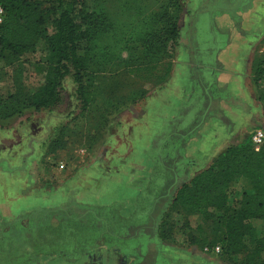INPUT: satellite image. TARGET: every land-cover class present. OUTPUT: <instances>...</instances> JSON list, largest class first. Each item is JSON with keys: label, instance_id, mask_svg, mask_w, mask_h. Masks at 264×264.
I'll return each instance as SVG.
<instances>
[{"label": "rangeland", "instance_id": "374dc122", "mask_svg": "<svg viewBox=\"0 0 264 264\" xmlns=\"http://www.w3.org/2000/svg\"><path fill=\"white\" fill-rule=\"evenodd\" d=\"M192 1L182 0L184 9L179 20V30L183 32L182 34H185V26L187 24L184 20V11L187 8V3L191 6ZM210 2L212 1L203 0V5L208 7ZM121 4L123 3L118 4V1H109L108 7L113 12L118 10L120 18L123 15L122 20L127 23V25H124L125 29L131 25V21L135 18L136 22L133 23L134 37L137 34L139 35L142 30L141 23L139 25V20L141 22V19L135 16L134 10L139 9L142 4V8L148 6L149 10L150 8L155 10L160 6L161 0H145L143 3L136 1L130 6L128 12L121 9L124 8ZM220 9H215V12H219ZM202 11L204 10L202 9ZM194 13L195 11L192 12V14ZM203 20L207 21L205 23L207 26H211V17H206ZM218 33L216 35H219V39L216 40H218V44H221L224 33ZM203 37H205V34ZM203 37L196 43L207 47L209 44L202 41L205 39ZM179 42L186 43L188 39L183 36V39L180 37L178 42L172 43L169 52L173 58L181 56L182 47H180ZM252 55L255 58L254 66H256L257 63L264 59V44H260ZM39 56L40 49L34 54L21 56L14 64H8V61L0 58L1 96L6 98L8 94L21 85L31 92L42 85L45 72L40 69L38 64ZM126 56V52H124L123 57ZM102 77L101 84L103 83L105 86L113 85V87L116 85L117 93H126L133 88L139 87L137 79H135L136 83H133L130 78H124L123 76L119 78L112 72L105 73ZM206 77L211 79L212 75L206 74ZM262 81L263 79L250 88L246 86L247 93L244 98L238 96L234 100L230 98L238 109V116L244 118V115L248 113L244 118V122L241 121L242 126L234 131L233 119L231 117H223L220 114V118L222 117L221 119L225 123V129H221L219 127L220 122L215 120L212 124L213 128L204 131L205 137L202 138V141L199 143L197 141L193 142L192 146L195 147L193 152L191 151V157L185 156L183 144L189 139H199L202 136L201 128L191 130V133H188L190 129L195 127L194 119L196 117H199L198 122L201 121V124L206 121V115L201 118L202 112H200V109L206 106L209 107L208 116L215 114L220 109V101H213L209 98L208 100L205 99L206 101L202 99L204 95L200 90L203 89L204 91V88L195 89L196 97L193 96L192 99L187 101L185 108H183L184 110H182L183 113L178 115L176 120H172L171 123L166 122L164 119V112L168 104L165 106L164 103L163 85H146L149 88L147 94L151 95L150 99L141 101L135 106L148 110V114L143 117L140 115L139 119H134L131 116L130 109L120 112L123 107L119 110L112 109L111 111L104 108L99 110L98 108H91L84 111L83 103L77 97V86L70 78H67L64 82L61 100L54 109L36 111L34 108H25L21 115L17 113L11 114L9 108L0 111V174H3L0 176V206L9 205L12 212L17 215L16 217H11L14 218L11 220V224L17 221H29L28 218H32L29 221V227H31L30 225L38 227L34 233L37 237L32 239L31 236L28 244L25 241L22 242V244H26H24L23 248L19 250L18 247L9 246L6 243L2 247L6 246L8 249L4 251L1 248L2 252L14 251L15 254L21 252L20 255H22L26 251L37 250L38 255L33 253L31 259L33 261L38 259V262H31L30 259L27 262L17 261L13 264H72L78 262L81 264H124L127 259L123 257L119 249H116V246H123L122 248L125 252H128V248L134 250L135 248L133 247L137 244L129 243V241H136L139 238L145 242V239L149 238L148 235L130 236V239L126 241L130 246H124L123 244L126 242L119 244L117 242L120 241L118 238H112L113 241L102 240L93 246L91 245L93 243H89L83 255V252L79 250L81 246L79 244L73 246L77 247L74 250L55 249L52 245L47 247L46 245L48 244L45 242L44 237L49 232H53L52 227L57 225L56 223L48 225L47 221H51V218L55 217L66 222L65 218L71 215H78L93 205L104 208L103 213L112 212L115 208L118 210L117 214L119 216L130 219L136 218L137 220L140 214L143 213L142 208L147 207L145 201H139V197L143 192L140 193V191L144 190V188L138 187L141 186L140 182L148 180V182L144 183V186H150V198L155 199V197H158L164 191L165 178L169 177L167 172H176L175 166L177 162H172L171 158L177 157V151H180V155L183 157V161H180V163L184 165V169L182 168L181 171L184 176L172 189L171 200L172 197L176 196L177 188H180L183 182L208 167L212 163L213 158L215 160L222 150L230 145L236 147L247 146L252 132L256 129L264 128V102L260 99ZM140 85L144 87V84L140 83ZM177 85V82L176 85L173 84V86ZM96 87H100V80L95 83ZM217 93V98H222L223 92L220 90H214L211 94ZM108 95L107 93L105 94L106 100L107 98H113L111 94L107 97ZM200 96L202 97L201 99ZM155 98L161 100H155ZM140 112L138 111V115ZM180 120H183V122H179ZM187 133L188 135H185ZM60 136H64V146L62 149L55 150L53 141ZM215 143H218L217 147H215ZM163 146L165 149H163ZM162 153L168 154L170 161H164L166 160L164 159L160 165L165 172H161L162 170L157 172L158 165L154 158L162 155ZM180 163H177V170L180 168ZM68 167L77 170L85 168L89 171L106 170V172H86V175L84 174L85 172L76 173L75 176L76 183H78L77 178L78 180H80V177L82 180L85 179L88 188L93 193L98 192V196L92 198L90 194L81 193L83 190L79 188L76 191L72 188V192L65 194L66 196L60 192L51 196L52 185L58 186L65 183L67 178H65L64 173H66L65 171L68 170ZM60 170H62L63 175L59 174ZM24 172H28L26 176L22 175ZM171 182H173L172 177L168 179L166 186H169ZM21 186H24L25 189L20 192ZM42 188L48 189L49 198L41 196L39 193L16 198L19 193L27 192L31 194ZM242 192L243 182L238 179L233 180L228 191V204L231 206L239 205ZM76 193L80 194L81 199H75L74 194ZM7 194H10L9 197L11 199H8ZM12 195L15 197H12ZM48 204L54 205L46 208ZM170 205L169 201V204L161 214L162 223L160 222L159 227H162L161 229L171 236V238L164 239L166 243H176L181 248V250L177 251L176 257L178 260L172 262V264H185L186 251V253L190 252L192 256L201 255L204 258L202 259L204 263L232 264L220 252H207L201 246L190 245L187 241V233L185 235L186 220L189 221L192 227H195L199 220L196 216H192L190 212L185 214L186 212L179 207ZM144 209L148 210L149 208ZM211 211L217 215L215 210L211 209ZM136 213L137 215H135ZM7 215L10 216L9 209L5 207L3 214L0 213V232L8 226V223L4 222V217ZM38 218H41V221L37 222ZM250 222L261 234H264V219H252ZM170 225L173 228H170ZM11 230L9 235H14L19 229L14 227ZM23 231H26V227L21 232ZM30 233L32 235L33 231L29 232L28 238ZM89 235L93 237L94 233L89 231ZM108 237L113 236L108 235ZM175 240L177 242H173ZM31 244L36 245V249H33ZM183 249L186 251H182ZM39 253H43L41 259L39 258ZM80 253L83 257L81 256V261H76L75 257ZM89 255L91 256L89 257ZM13 258L15 260L17 257L14 256ZM187 263L191 264L190 261H187Z\"/></svg>", "mask_w": 264, "mask_h": 264}, {"label": "trees", "instance_id": "16d2710c", "mask_svg": "<svg viewBox=\"0 0 264 264\" xmlns=\"http://www.w3.org/2000/svg\"><path fill=\"white\" fill-rule=\"evenodd\" d=\"M109 1L123 3L121 5L124 8L121 9L127 12L134 2H145V0H0V6L5 9V17L0 24V58L8 61V64H14L21 56L34 54L40 49L37 61L40 69L45 72L44 82L33 92L21 85L6 98L0 94V111L9 108L11 114L21 115L25 108H34L36 111L52 109L61 100L67 78L76 84L77 97L82 101L84 111L91 108L119 110L147 95V89L140 83H161L165 80L171 65L164 60L172 57L169 52L170 46L180 38L179 20L184 9L182 0H161L160 6L155 10L151 8L149 10L148 6L142 8L143 4L134 10L135 16L141 19L139 25L140 23L142 25L140 34L135 35V38L133 37L135 18L125 29L124 25L127 23L123 22V15L120 18L118 10L111 11L108 7ZM211 1L207 8L203 5L204 11L215 12V9L221 8L219 10L221 12L232 10L238 13L247 11L253 5V0ZM206 17H208L206 13L200 14V22H194L193 26L201 28L204 21L202 19ZM236 19L237 22L240 21L239 16H236ZM201 31L198 38L205 34L202 41L209 45L204 47L197 44L194 57L211 61L213 59L215 62L218 47H211V41L214 40L215 45L218 37L206 27H202ZM124 52L126 57H123ZM111 72L119 78L121 76L130 78L133 83H136L137 79L139 87L126 93H117L116 85L113 87L101 84L102 76ZM261 79H264V59L254 66L255 83ZM99 80L100 87L95 88V83ZM106 93L109 94L107 97L111 94L113 98L106 100ZM260 99L263 101L262 94ZM208 110L207 106L200 109L201 118L205 115L208 117ZM196 119L195 127L188 133L202 125L201 121L198 122L199 117ZM64 141V136L57 137L53 141L54 149H62ZM177 152V157L171 160L180 163L183 157L180 151ZM168 157L162 153L154 158L158 165L157 172L158 170L165 172L160 164L164 159L169 162ZM176 167L177 165L176 172H167L169 177L165 178L164 191L158 197L150 198V186L143 190L139 201H145L149 209L143 207V213L137 220L119 216L118 210L114 208L112 212L102 213L104 220L101 223L97 221L98 224H94L91 230L105 233L104 241L118 238L119 244L128 241L130 236L146 234L149 238L145 239V242L139 238L136 241H129L137 244L134 245V250L126 247L127 254L135 257L131 264H168V259L161 253V239L171 236L159 227V223L162 221L161 214L170 201L174 207H179L186 212L185 214L190 212L199 220L195 227L186 220L185 235L187 233L190 245L201 246L203 249L206 246L211 249L220 246V254L232 264H264V234L250 222L252 219H264V147L256 151L251 139L247 146L226 147L208 167L183 182L181 187L177 188L176 196L170 200L172 189L184 176L182 171L177 172ZM182 168L184 169V165L180 163V169ZM171 177L173 182L166 186ZM235 179L243 182V192L239 205L231 206L228 204V191ZM211 209L215 210L217 215ZM87 214L89 213H79L71 215L70 218H85ZM28 219L30 221L32 218ZM40 219L38 218L39 221ZM65 219L66 222L70 220L69 217ZM29 221L8 223L7 228L0 232V264L27 262L33 257V253L38 255L37 250L26 251L22 255L21 252L18 254L14 251L2 252V249L4 251L8 249L6 246L2 247L3 244L8 243L9 246L18 247L20 250L25 243L30 242L31 236L32 239L37 237L34 233L38 228L32 226L31 229ZM51 221H47V224L54 221L57 224H64L60 231L64 233L60 235L63 242L68 237V233L63 232L66 229L65 220L52 217ZM70 223H75V220ZM14 227L19 229L18 232L9 235ZM25 227L26 231L21 232ZM170 228L173 227L170 225ZM31 231L33 233L32 235L30 233L28 238ZM208 232L210 234L207 235ZM108 235L113 237L109 238ZM129 243L123 245L130 246ZM31 245L36 249V245ZM14 256L17 257L15 260ZM31 262H38V259L34 261L31 259Z\"/></svg>", "mask_w": 264, "mask_h": 264}, {"label": "crops", "instance_id": "0c3cea01", "mask_svg": "<svg viewBox=\"0 0 264 264\" xmlns=\"http://www.w3.org/2000/svg\"><path fill=\"white\" fill-rule=\"evenodd\" d=\"M202 7H203V0H193L191 2V6L189 5V3H187V8H185V11H184V14H185L184 20L187 23L185 26V34H182L183 32L180 31V37L183 39V36H185V38L188 39V42L186 43L179 42L180 47H182L181 56L177 58L171 57V58H168L167 60H164L165 63L167 62L171 65V70L169 71V74L165 77V80L161 81V83L146 82L144 84V88L147 90H149V88L146 87V85L148 84L153 85V86H159V85L164 86V94H163L164 103H165V106L166 104H168V107H166L165 112H164V119L166 122H169V123H171L172 120L175 121L177 116L183 113L182 110H184L183 108H185L184 107L185 104L187 103V101L192 99L193 96L196 97V94H197L196 90L198 88H201V89L204 88V91L203 89L200 90L201 92H203V95H204L203 98L200 96V99L202 98L204 99V101H206L209 98L210 100H213V101H220V109L217 110L215 114L213 113L209 115L208 118H206V121L204 122V124H202L199 127L202 129L201 138L189 139L186 143L183 144L184 153L186 157H191L190 156L192 155L191 151L193 152V148L195 147V146H192L193 142L197 141L199 143L200 141H202V138L205 137V135L203 134L204 131L206 129L213 128L212 124L214 123L215 120L220 122L219 127L221 129H225V123L223 119H221L222 117L220 118L219 116L220 114L223 117H231L233 119L234 131H236L238 128L242 126L241 121L244 122V118L247 116L248 113L244 115L245 116L244 118L242 117L243 119L241 118V116H238L237 114L238 109L235 107V104L230 100V98L232 100H234L236 96L244 98V96L247 93L245 87L248 86L250 88L251 86L255 84V81H254V62H255L254 59L255 58L253 57L252 53L254 52L256 48L259 47L260 44L261 45L264 44L263 43L264 0H253V5L250 9H248L247 11H238V13L232 10L222 11V12L220 11L219 12H213V11L205 12V11H202L203 9ZM193 11H195L194 14H192ZM203 13H206L208 17H211L212 24L211 26H207L205 24L207 21L205 20L203 21L202 19L203 21L202 22L203 24L201 23L202 27L206 25L205 27L206 28L209 27L208 29H210L211 32L215 33V35L217 34V32H219L218 34L224 33L225 35V36L223 35L222 37L223 40L221 44H218V40H215V45H214V40L211 41L212 42L211 47H214V46L218 47L215 62H213L214 61L213 59L211 61V60L199 59V58L194 57L195 47L197 46L196 42L199 40L198 35L202 27L201 28L199 27V29H197L193 26V23L194 22L199 23L200 22L199 15ZM236 16H239L240 18L239 22H237ZM217 37L219 39V35H217ZM206 74H211L212 78L208 79L206 77ZM176 82L178 85L173 86V84L176 85ZM214 90L222 91L223 92L222 98H217L218 93L211 94ZM150 96L149 94H147L143 99H137L135 103H130L128 106H124L125 108L122 109L120 112H122L125 109H130L131 116L134 119H139L140 115L142 117L147 116L148 110L140 108V106L138 107L135 105L141 101L150 99ZM210 97L214 99H211ZM197 98L199 97L197 96ZM172 99L176 101H173ZM155 100H161V99L155 98ZM56 107L57 106H55L54 108ZM138 111H141L142 113L140 112L138 115ZM195 121L197 122V119H194V122ZM179 122H183V120H180ZM214 145L215 147H217L218 143H215ZM207 158H210V157H207ZM213 161H214V158H213ZM59 172H60L59 173L60 175H63L62 170H60ZM65 172L66 173H64V176L67 179L64 184H61L58 186L50 185L51 191H52L50 194L51 196L59 192L65 195L67 193L72 192L71 191L72 188L75 191L76 189L79 188L80 190H83V192L80 191L81 193L90 194L92 198L97 197L98 192L93 193L88 188L87 181L85 179L82 180V178L80 177V180H78L77 178L78 183H76L75 176H76V173L81 174L85 172L84 174L86 175V172H106V170L98 169V170L89 171V170H86L85 168L77 170V169L68 167V170H66ZM27 173L28 172H24L22 175L26 176ZM1 175L3 174L1 173L0 176ZM145 182H148V180L147 181L142 180L140 182L142 187L141 186H138V187L144 188ZM21 187L22 189H20V192L25 189L24 186H21ZM47 192H48V189H45V188H42L38 191H34L31 194H28L27 192H24V193L18 192L19 195H16V198L17 197L23 198L28 195H33L34 193H39L41 196H45L49 198L50 196L48 195ZM79 193L74 194L75 199H81V196H80L81 193L80 194ZM10 194H7L8 199H11L9 197ZM12 197H15V196L12 195ZM54 204H48L46 208L53 206ZM5 207L9 209L10 216L8 215L5 216L4 222L11 223V220L14 219L11 217L12 216L16 217L17 215H15L12 212V209L9 205L0 206V213L3 214V209ZM23 213H26V212H23ZM52 224H54V222ZM178 245L179 244H176V243H166L165 240L161 239V253L166 258L168 257L167 258L169 260L168 264H172V262H176L178 260V258L176 257L178 253L177 251L181 250V248L178 247ZM116 247H117L116 249H119L121 251V253L123 254V257L127 259L126 262H124V264H128L131 260L132 262L135 260V257L129 256L127 252L123 250L122 246L117 245ZM182 251H186V250L183 249ZM186 252H185L186 261L184 260L185 264H188L187 261H190L191 264H209V262H205V263L203 262L202 259L204 258L201 255L192 256L190 252L189 253H186ZM42 256H43V253H39L40 259ZM72 264H81V263L78 262V263H72Z\"/></svg>", "mask_w": 264, "mask_h": 264}, {"label": "flooded vegetation", "instance_id": "af4514ba", "mask_svg": "<svg viewBox=\"0 0 264 264\" xmlns=\"http://www.w3.org/2000/svg\"><path fill=\"white\" fill-rule=\"evenodd\" d=\"M176 165L178 166L177 163H176ZM178 169L179 170H177V172L182 170L180 168H178ZM148 188H149L148 186H145L144 190L148 189ZM142 191H143V189L140 191V193ZM85 212L89 213V214H87L85 216V218H78L77 219L75 217V219H72V218L69 217L70 220H68V222L65 223V225H66L65 228L66 229L63 230V232L66 231V233H68L67 234L68 237H66L63 242L60 239V235L64 234V233H60V231H61L62 227L64 226V224L62 225L61 223H58V224L56 223L57 224L56 226L52 225L53 226L52 228H53L54 231L51 232V233L49 232L44 237L45 242H47V244H48L46 246L48 247L49 245H52L53 248H55V249L60 248V249H67V250H69V249L71 250L72 249V250H74L77 247L75 248L73 246L79 244V245H81L79 247V250H80V252L82 251L83 255H84V253L87 250V245L89 243H93V244H91L93 246V245H96L97 242H101L102 240L106 239L105 234L104 235H100V234H103L102 231L94 232L93 230H91V229L94 228V224H98L97 221H99L101 223L102 220H104V218L101 216L102 213H103L102 207L93 205V206H90V208L86 209V211H83V212H80V213H85ZM72 220H75V223H70V221L72 222ZM91 220H92V222H91ZM37 222H39V220ZM49 225H51V224H49ZM89 225H91L90 228L88 227ZM30 226H31V229H32L33 225H30ZM33 227H35V226H33ZM29 230H30V228H29ZM101 230H103V229H101ZM89 231H92L94 233L93 237L91 235H89ZM43 245H44V243H43ZM83 255H81V253L78 254L77 255L78 257L76 256L75 260L76 261H81V259H82L81 256L83 257ZM90 256L91 255H89V257ZM131 263H132V260L128 264H131Z\"/></svg>", "mask_w": 264, "mask_h": 264}, {"label": "built area", "instance_id": "2783aa9c", "mask_svg": "<svg viewBox=\"0 0 264 264\" xmlns=\"http://www.w3.org/2000/svg\"><path fill=\"white\" fill-rule=\"evenodd\" d=\"M4 17H5V9L2 6H0V24L3 22ZM261 94H262L263 102H264V79L262 81ZM251 142H252L253 148L256 151H259L260 149L264 147V128H259L252 132ZM205 251L220 252L221 248L220 246H216L213 249H211L208 246H206Z\"/></svg>", "mask_w": 264, "mask_h": 264}]
</instances>
